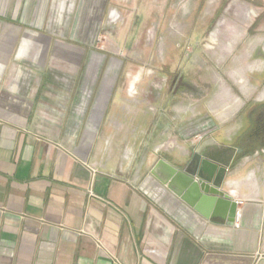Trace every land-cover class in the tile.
<instances>
[{
  "label": "crops",
  "instance_id": "1",
  "mask_svg": "<svg viewBox=\"0 0 264 264\" xmlns=\"http://www.w3.org/2000/svg\"><path fill=\"white\" fill-rule=\"evenodd\" d=\"M228 76L236 91L202 140L232 149L223 185L239 201L232 227L202 218L150 174L159 159L193 168L201 136L190 110L166 134L175 132V149L153 151L165 137L162 86L129 92L116 82L86 118L68 105L60 115L6 104L0 89V264H264V142L236 153L260 125L264 87L255 68L249 86Z\"/></svg>",
  "mask_w": 264,
  "mask_h": 264
},
{
  "label": "rangeland",
  "instance_id": "2",
  "mask_svg": "<svg viewBox=\"0 0 264 264\" xmlns=\"http://www.w3.org/2000/svg\"><path fill=\"white\" fill-rule=\"evenodd\" d=\"M254 68L264 87V0H0L6 104L32 102L44 114L68 105L86 118L116 82L160 85L168 101L158 155L175 149V132L166 134L187 111L201 135L221 119L236 91L228 73L249 86Z\"/></svg>",
  "mask_w": 264,
  "mask_h": 264
},
{
  "label": "water",
  "instance_id": "3",
  "mask_svg": "<svg viewBox=\"0 0 264 264\" xmlns=\"http://www.w3.org/2000/svg\"><path fill=\"white\" fill-rule=\"evenodd\" d=\"M202 140V139H201ZM214 152H208L209 148ZM210 139L199 141L193 158L195 165L179 170L165 160L159 159L150 171L151 176L164 185L175 197L204 219L220 218L227 226H234L239 208L224 189L226 172L231 157Z\"/></svg>",
  "mask_w": 264,
  "mask_h": 264
},
{
  "label": "flooded vegetation",
  "instance_id": "4",
  "mask_svg": "<svg viewBox=\"0 0 264 264\" xmlns=\"http://www.w3.org/2000/svg\"><path fill=\"white\" fill-rule=\"evenodd\" d=\"M254 122H256L255 124H260V125L258 126L257 129L253 130V132L248 136V138H246L240 143L236 151L237 154H240L242 152H247L257 144H260L262 141L264 142V106L262 108V112L255 117Z\"/></svg>",
  "mask_w": 264,
  "mask_h": 264
},
{
  "label": "built area",
  "instance_id": "5",
  "mask_svg": "<svg viewBox=\"0 0 264 264\" xmlns=\"http://www.w3.org/2000/svg\"><path fill=\"white\" fill-rule=\"evenodd\" d=\"M129 92H132V90L133 89H131V88H129ZM203 138V136L201 135V136H197V141H200L201 139ZM90 172H91V178L93 179L94 178V176H95V173H96V170L94 169V168H91L90 169ZM89 194H91L92 195V192L89 190ZM239 203V202H238ZM237 203V204H238ZM235 225H236V223H235Z\"/></svg>",
  "mask_w": 264,
  "mask_h": 264
}]
</instances>
